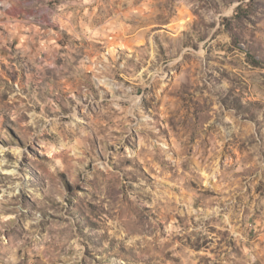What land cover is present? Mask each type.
<instances>
[{
  "label": "rangeland",
  "instance_id": "374dc122",
  "mask_svg": "<svg viewBox=\"0 0 264 264\" xmlns=\"http://www.w3.org/2000/svg\"><path fill=\"white\" fill-rule=\"evenodd\" d=\"M0 264H264V0H0Z\"/></svg>",
  "mask_w": 264,
  "mask_h": 264
}]
</instances>
